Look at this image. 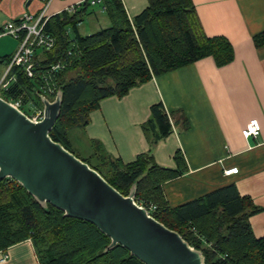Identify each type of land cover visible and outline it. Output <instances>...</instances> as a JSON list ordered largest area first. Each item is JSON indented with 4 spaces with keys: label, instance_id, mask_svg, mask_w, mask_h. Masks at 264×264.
Returning a JSON list of instances; mask_svg holds the SVG:
<instances>
[{
    "label": "trees",
    "instance_id": "1",
    "mask_svg": "<svg viewBox=\"0 0 264 264\" xmlns=\"http://www.w3.org/2000/svg\"><path fill=\"white\" fill-rule=\"evenodd\" d=\"M148 1V7L131 20L122 0H103L111 25L86 35L78 25L92 6L88 1L81 5L83 9L64 10L46 21L44 31L56 38V45L52 51L37 49L40 72L65 50L76 48V55L55 78L64 97L61 115L51 131L52 138L71 151L70 131L85 128L103 99L124 96L155 75L209 56L218 66L235 59L228 38L205 32L193 0ZM254 42L258 47L264 45V32L255 35ZM11 58H1L0 67H6ZM11 73L15 80L0 95L21 99L24 105L33 100L42 108L39 94L45 93L40 74L30 78L18 66ZM144 128L152 144L170 134L172 124L162 102L152 106V117ZM77 156L125 195L137 183V199L155 204L156 219L202 249L207 264H264V237L255 236L250 222L263 209L250 197L241 196L234 183L177 207L169 206L163 185L189 169L181 150L175 154L176 167L158 164L151 152L127 163L101 149L92 158ZM27 239L35 245L39 264H146L121 244L105 251L111 239L95 224L65 217L52 204L44 208L21 184L5 178L0 181V251Z\"/></svg>",
    "mask_w": 264,
    "mask_h": 264
},
{
    "label": "crops",
    "instance_id": "2",
    "mask_svg": "<svg viewBox=\"0 0 264 264\" xmlns=\"http://www.w3.org/2000/svg\"><path fill=\"white\" fill-rule=\"evenodd\" d=\"M82 0H0V30L23 13L50 17ZM205 32L225 36L235 59L218 66L209 56L170 72L155 75L126 95L103 99L90 114L85 128L69 133L73 150L92 158L101 149L108 156L134 161L151 152L162 166L176 167L175 154H184L188 171L163 185L170 207H177L221 187L235 184L263 210L250 217L257 238L264 237V45L254 36L264 32V0H193ZM131 20L149 5L148 0H122ZM100 5V4H99ZM105 5L100 12L87 8L83 21L95 15L91 32L111 25ZM81 6L80 9H83ZM69 28V27H68ZM70 29V28H69ZM90 33H80L86 35ZM73 37L74 32L70 29ZM19 40L0 34V59L12 56ZM8 66V65H7ZM7 66L2 71L4 75ZM1 89V88H0ZM163 103L172 124L169 135L152 144L144 124L152 106ZM261 124L258 137H246L250 120ZM74 130V129H73ZM238 168L237 173L226 170ZM9 257L6 262L1 258ZM31 239L0 251V264H39Z\"/></svg>",
    "mask_w": 264,
    "mask_h": 264
},
{
    "label": "water",
    "instance_id": "3",
    "mask_svg": "<svg viewBox=\"0 0 264 264\" xmlns=\"http://www.w3.org/2000/svg\"><path fill=\"white\" fill-rule=\"evenodd\" d=\"M44 117L33 120L0 95V181L21 184L44 208L52 204L95 224L110 239L146 264H207L202 249L156 219L137 202V183L127 195L98 170L51 136L61 115L64 91L51 99L39 94Z\"/></svg>",
    "mask_w": 264,
    "mask_h": 264
},
{
    "label": "built area",
    "instance_id": "4",
    "mask_svg": "<svg viewBox=\"0 0 264 264\" xmlns=\"http://www.w3.org/2000/svg\"><path fill=\"white\" fill-rule=\"evenodd\" d=\"M85 1L90 2L92 5H103V0H82L76 5L68 7V11H75L77 7L81 6ZM105 8V6H104ZM50 16L46 14L45 10L39 15L34 16L30 13H23L21 16L13 19L0 34H10L19 40V46L17 51L12 55L11 61L7 66V69L0 80V88L8 89L10 83L15 80L12 68L14 66L21 67L26 75L30 78H36L38 73L41 76L40 88L44 91V95L49 98H54L58 91V86L55 81L56 75L64 70L72 60L71 58L76 55L75 45L64 51L58 60L54 63H50L45 70L39 71V68L35 61V53L37 49L45 51H52L56 45V38L44 31L46 21ZM15 103L18 107H23L21 99L10 100ZM33 112L30 116L33 120H41L44 117V108L32 107ZM261 132V124L257 119H252L243 129V134L246 137H258ZM226 174L237 173L238 168H231L225 171ZM137 202L145 206L151 214L157 209V206L153 203H149L142 199H137ZM9 255L4 253L1 261L6 262Z\"/></svg>",
    "mask_w": 264,
    "mask_h": 264
},
{
    "label": "rangeland",
    "instance_id": "5",
    "mask_svg": "<svg viewBox=\"0 0 264 264\" xmlns=\"http://www.w3.org/2000/svg\"><path fill=\"white\" fill-rule=\"evenodd\" d=\"M100 5L98 4V5H92V6H90V10H95L94 11V14H95V12L96 11H99V13H101L100 12ZM91 15V16H88L87 18H86V20L83 22V24L80 26V31L82 32V33H90L91 32V27H93V24H92V22L93 21H95L96 20V17H95V15ZM109 26V25H108ZM107 27V26H106ZM95 32V31H94ZM92 33V32H91ZM4 68H5V66H1L0 67V80H1V73H2V71L4 70ZM2 91V89H0V92ZM53 99V98H52ZM32 107H35V108H37V107H39V105L37 104V103H35V101H30L28 104H25V105H23V107H22V109L27 113V114H31L32 112H33V108ZM73 132H75V129L74 130H72L71 131V134H73ZM73 136H74V134H73ZM74 152L77 154V155H79V156H81V155H83V153L84 152H78V151H75L74 150ZM81 157H83V156H81Z\"/></svg>",
    "mask_w": 264,
    "mask_h": 264
}]
</instances>
